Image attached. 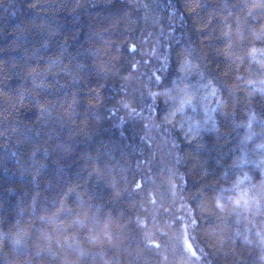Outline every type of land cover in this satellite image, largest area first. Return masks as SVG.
<instances>
[{"label": "trees", "instance_id": "16d2710c", "mask_svg": "<svg viewBox=\"0 0 264 264\" xmlns=\"http://www.w3.org/2000/svg\"><path fill=\"white\" fill-rule=\"evenodd\" d=\"M0 264H264V0H0Z\"/></svg>", "mask_w": 264, "mask_h": 264}, {"label": "snow or ice", "instance_id": "6c2138e0", "mask_svg": "<svg viewBox=\"0 0 264 264\" xmlns=\"http://www.w3.org/2000/svg\"><path fill=\"white\" fill-rule=\"evenodd\" d=\"M159 79H160V77H159V76H157V80H159ZM164 91H167V89H165ZM152 95H153V96H155V95H156V93H155V92H153V93H152ZM132 111H134V110H132ZM217 202L219 203V201H217ZM189 247H191V246L189 245Z\"/></svg>", "mask_w": 264, "mask_h": 264}]
</instances>
